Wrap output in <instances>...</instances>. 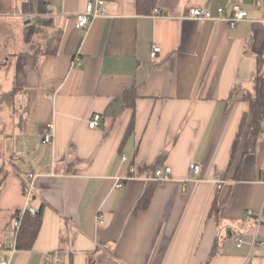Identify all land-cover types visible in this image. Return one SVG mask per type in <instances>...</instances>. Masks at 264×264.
Wrapping results in <instances>:
<instances>
[{
    "label": "crops",
    "instance_id": "0c3cea01",
    "mask_svg": "<svg viewBox=\"0 0 264 264\" xmlns=\"http://www.w3.org/2000/svg\"><path fill=\"white\" fill-rule=\"evenodd\" d=\"M88 1L0 0L10 7L0 10L5 46L12 26L23 33V45L0 54V100L12 99L16 117V131L0 135V261L264 264L254 223L244 219L264 210V133L245 153L243 99L264 58V0H103L104 12L79 29L75 16ZM192 6L213 18H186ZM234 6L247 16L230 27L218 11L226 18ZM152 45L160 47L154 60ZM95 113L101 121L90 128ZM46 123L54 125L50 144L41 142ZM166 166L170 180H150ZM29 174L41 223L32 247L17 249L12 222ZM255 238L264 242V224Z\"/></svg>",
    "mask_w": 264,
    "mask_h": 264
},
{
    "label": "built area",
    "instance_id": "2783aa9c",
    "mask_svg": "<svg viewBox=\"0 0 264 264\" xmlns=\"http://www.w3.org/2000/svg\"><path fill=\"white\" fill-rule=\"evenodd\" d=\"M104 1L103 0H89L85 6V10L82 13H79L75 16L76 20V27L79 29H84L88 27L92 19H94L96 16H99L104 12ZM151 15L156 16H163L165 13L158 9L153 8L151 11ZM247 16V12L238 6L233 7L232 15L229 17H223V11H218V18H223L227 21L228 25L230 27H236L240 21L245 19ZM186 18L190 19H211L213 18L211 15V12L204 7L200 6H192L188 9ZM160 51V47L157 45H152L151 48V58L154 60L156 59L158 53ZM73 66L77 67L81 64V60L77 57L73 60ZM101 121V114L95 113L92 118L88 122V126L90 128H95L98 126V124ZM41 134V142L43 144H50L53 141L54 137V125L53 123H46L42 125L39 129ZM124 159V157H123ZM189 171L193 174H197L200 172V165L196 162H191L189 164ZM131 175L126 177V179L134 178V170L130 169ZM28 177L31 179L29 181H26V187L24 190V196H25V207L17 214V217L12 222V233H13V248H16V238L19 232V229L22 224V219L25 216V214H30L31 216H35L37 214V210L30 207V200L33 197L34 192V184H33V175L29 174ZM150 180H152L156 184H164L171 178V169L166 166L164 168H157L152 176L149 177ZM217 187H221L222 181L220 179H216ZM117 187H120L121 184H116ZM244 219L245 220H252L254 223L255 233H254V241L253 244H258L260 246H264V242L256 241V236L258 235V229L259 227L264 224V210L260 212H252L250 210L246 211L244 213ZM240 246V241L239 244ZM59 261V259H56ZM0 264H8L7 260L0 261Z\"/></svg>",
    "mask_w": 264,
    "mask_h": 264
},
{
    "label": "trees",
    "instance_id": "16d2710c",
    "mask_svg": "<svg viewBox=\"0 0 264 264\" xmlns=\"http://www.w3.org/2000/svg\"><path fill=\"white\" fill-rule=\"evenodd\" d=\"M131 94H132L131 91H125L122 96L126 98L127 104H129L132 107L133 99L129 98L132 97L129 96ZM243 99L248 101L250 104L249 114L251 115V124L249 131L247 133V139L245 143V153H248L254 151L257 140L264 133V58L262 55L257 56V65L253 77V92H245L243 95ZM245 122H246V114L243 115L239 123L237 134L232 143L229 163L230 161H232L235 148L243 133ZM131 123L129 125L128 131H130V128L132 126ZM150 169L153 170L154 168L150 167ZM155 169L153 170L154 172ZM148 198L149 195L147 193V195H145V200L147 201ZM213 205L214 203L212 204V206ZM40 223H41L40 209L37 210V214L35 216H31L30 214H25V216L22 219V224L16 238L17 249H30L32 247L33 242L38 233Z\"/></svg>",
    "mask_w": 264,
    "mask_h": 264
},
{
    "label": "rangeland",
    "instance_id": "374dc122",
    "mask_svg": "<svg viewBox=\"0 0 264 264\" xmlns=\"http://www.w3.org/2000/svg\"><path fill=\"white\" fill-rule=\"evenodd\" d=\"M2 2L6 3L9 0H1ZM11 1V0H10ZM13 1V0H12ZM0 10L4 11V10H10V7L7 5H0ZM14 10V9H12ZM13 12V11H12ZM3 18H0V31L3 28ZM8 33H11V35H13V37H7L8 42L7 45L5 46V42H3L0 36V54L5 52L6 50H8L9 48L13 47V43L14 41L16 42L17 40H19V44H21V37L23 39V33L22 30L20 31V29H16L15 26H12V29L9 30ZM15 33V34H14ZM15 35V36H14ZM14 38V39H12ZM9 45H12L11 47ZM0 78L1 81L4 83L5 81V73L3 71V66L0 63ZM13 109H14V104L12 99H10V97L3 95V97L0 100V135H2V137L4 136H9L13 131L15 130V126H14V122L16 120V117L13 115ZM12 116V117H11ZM8 162V161H7ZM7 165H9L7 163ZM8 175H6V179L3 178L2 175V182H5L4 180H7Z\"/></svg>",
    "mask_w": 264,
    "mask_h": 264
}]
</instances>
